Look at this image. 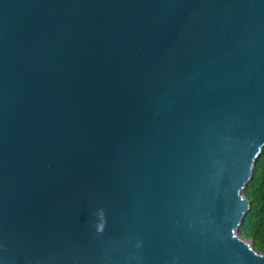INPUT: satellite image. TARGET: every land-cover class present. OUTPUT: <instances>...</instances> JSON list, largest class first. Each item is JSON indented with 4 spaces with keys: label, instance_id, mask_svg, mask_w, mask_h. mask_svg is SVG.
I'll return each instance as SVG.
<instances>
[{
    "label": "water",
    "instance_id": "water-1",
    "mask_svg": "<svg viewBox=\"0 0 264 264\" xmlns=\"http://www.w3.org/2000/svg\"><path fill=\"white\" fill-rule=\"evenodd\" d=\"M263 146L264 0H0V264H264Z\"/></svg>",
    "mask_w": 264,
    "mask_h": 264
},
{
    "label": "trees",
    "instance_id": "trees-1",
    "mask_svg": "<svg viewBox=\"0 0 264 264\" xmlns=\"http://www.w3.org/2000/svg\"><path fill=\"white\" fill-rule=\"evenodd\" d=\"M241 193L249 202V209L236 232L264 254V146L253 164L251 178Z\"/></svg>",
    "mask_w": 264,
    "mask_h": 264
}]
</instances>
